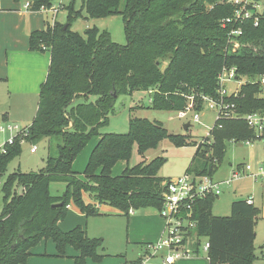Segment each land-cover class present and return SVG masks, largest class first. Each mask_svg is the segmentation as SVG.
Wrapping results in <instances>:
<instances>
[{"label":"trees","instance_id":"16d2710c","mask_svg":"<svg viewBox=\"0 0 264 264\" xmlns=\"http://www.w3.org/2000/svg\"><path fill=\"white\" fill-rule=\"evenodd\" d=\"M29 1L34 12L56 2ZM67 10L68 24L46 22L44 30L29 34L31 51L49 52L51 63L27 142L50 140L51 149L44 169L11 174L3 183L0 264H26L31 249L50 239L60 256L68 245L79 251L75 264H86L88 258L101 262L102 239L90 238L80 226L68 232L59 228L72 202L87 217L102 216L103 206L126 218L141 210H161L167 189V181L159 176L162 157L127 167L119 176L112 170L119 161H129L135 145L145 156L165 139L176 147L187 146V139L169 133L159 122L138 117L130 119L126 134H100L116 114L121 96L149 92L152 108L168 111L184 110L187 97L195 96L201 111V96L217 97L218 76L224 68H235L242 88L237 97L227 99L229 104H236L241 114L264 112V98L258 96L262 89L258 82L264 76V14L259 27L252 21L243 25L240 47L235 48L229 42L230 28L222 27V21L234 14L230 0H83L80 11L74 2ZM84 11L92 19L122 16L127 44L114 42L110 32L97 27L85 35L72 31L73 20ZM255 135L243 120L217 123L212 140L196 144L188 173L213 177L215 159L225 156L227 143ZM96 136L100 138L82 179L73 163ZM21 152L20 139L0 148V177ZM57 182L66 184L61 196L50 189ZM85 195L91 203H86ZM216 198L194 205V234L210 242L208 264H253L255 205L236 201L230 216L216 217L212 213Z\"/></svg>","mask_w":264,"mask_h":264},{"label":"rangeland","instance_id":"374dc122","mask_svg":"<svg viewBox=\"0 0 264 264\" xmlns=\"http://www.w3.org/2000/svg\"><path fill=\"white\" fill-rule=\"evenodd\" d=\"M8 1L9 0H2L1 5H7ZM25 1L26 0H21L20 2L23 3ZM56 1L58 2V0ZM71 2H74L76 11L82 9L83 0H63L65 9L61 10L58 14L57 23L62 25L68 24L69 10H67V8L70 6ZM33 17L35 22L40 26H44V29L46 28V23L44 21L51 25L53 24V15L51 14L38 12L33 14ZM3 23V19H0V46L13 40L14 37L13 30L4 31ZM93 27H97L101 31L110 32L114 42L120 45L127 44L124 19L122 16L92 19L84 11L80 18L73 20L71 29L76 33L85 35V32ZM28 31L30 30L27 29V32ZM8 53V49H0V75L1 73L4 74L0 76L2 77V79H0V125L15 123L18 125V129L22 130L31 127L35 119L40 100V87L47 77L50 65V53L25 50L22 52L13 51L10 52V59H8ZM241 88L242 85L240 84H232L229 86L230 91H237L239 93ZM258 96L264 98V90L261 89ZM151 98L152 96L149 92L142 91L121 96L116 103V114L110 116L108 124L102 127L99 133L126 134L129 131L131 118H146L161 123L171 134L185 136L187 139V146L176 147L168 139H165L156 149L151 148L145 156H140L138 153V146L135 145L129 161L121 160L113 168V176L121 175L127 167L132 168L143 162L148 164L152 160L162 157L164 162L159 168V176L166 181L177 179L188 172L197 150L196 144L198 145L203 141L212 140L213 136L211 135V137L209 135L217 123L216 112L205 108L199 113L188 112L186 118L181 119L179 118V111L157 110L152 108ZM195 115L200 116L201 119L199 123L194 121ZM5 116H7V118ZM187 124H190L191 127L185 129ZM16 133L17 130L7 131L5 133L0 132V147ZM99 138L100 136L92 138L73 163L74 171L77 172L82 179H85L84 173L89 158ZM263 140L264 137L255 135V139L250 140L252 143L249 145L244 142H228L225 156L222 159L216 157L217 170L211 175L217 181L231 179L236 167L242 164L250 165L252 167V173L257 172L259 163L264 161ZM49 142L51 141L42 140L37 144L24 142L22 144L21 154L16 156L8 164L3 177H0V214L4 205V193L2 188L7 177L15 173H34L44 169L46 166V159L51 149ZM33 146H36L38 149L36 153H31ZM87 152L89 154L84 164V158H82V156ZM50 189L52 195L61 196L64 194L66 184L62 182L53 183ZM222 192L223 193L214 199L212 203V213L216 217L230 216L233 202L246 200L249 196L254 197V205L257 211L254 217L256 236L253 246L257 259L254 260L253 264H264V178H258L257 181L254 179L235 181L231 186H222ZM109 209L108 207H104V214L99 217H87L84 215L85 223L82 227L87 230V234H89L88 236L90 238H100L103 240L105 250H100V253L104 255V260H123V264H132V262L138 258L139 247H137V243H129L128 234L131 232V220L135 222L141 220V217H144L143 214L159 215V213L155 210H141L131 213V217L126 218L117 214L115 215V212ZM133 214L136 215L134 219H132ZM88 218H90L89 233L87 227ZM66 219L63 222H69V216L68 219ZM140 226H142V224L137 223L135 225L136 229ZM76 227H78V225L68 231ZM207 242H209L207 237H198L194 235L189 238L183 250L196 253L198 260H205L208 262V253L203 249ZM54 243L52 239L40 242V244L52 245H54ZM40 244L34 247V249L32 248L33 250L31 249V254H35L34 251ZM69 249L75 251L71 247ZM111 254L117 255L112 256ZM58 255L59 253L56 251L53 259H68V256L65 257L63 255L65 258L63 256L59 258L57 257ZM167 255V251H160L156 255L149 257L143 264H160ZM68 260L71 259L69 258ZM184 260L185 259H181V261ZM89 261L91 264H101V262ZM89 261L86 259V264H88ZM179 261L180 260H177V262ZM203 264L206 263L203 261Z\"/></svg>","mask_w":264,"mask_h":264},{"label":"built area","instance_id":"2783aa9c","mask_svg":"<svg viewBox=\"0 0 264 264\" xmlns=\"http://www.w3.org/2000/svg\"><path fill=\"white\" fill-rule=\"evenodd\" d=\"M230 3L234 7V14L232 17L226 18L222 21V27L224 29L230 28L228 34L229 42H232L235 45V48H239L240 44L238 38L244 33L243 25L246 22L252 21L255 27L260 26L264 14V2H256L253 0H230ZM32 7L33 4L30 1L24 6L26 11L34 12ZM63 9H65L63 0H58V2L56 1L50 8L42 6L38 12L53 15L52 26H54L57 23L56 20L58 14ZM258 83L262 90H264V76L260 78ZM232 84L242 85V82L238 80L236 69L224 68L218 76V96L213 98L202 95L201 100L203 108L201 111L206 108L216 112L217 123L227 120H243L257 136L264 137V112L249 114H241L238 112L236 104H229L227 100L231 96L237 97L239 95V92L237 91H230L229 86ZM187 98V106L184 110L179 111V118L181 119L186 118L188 112H201L196 109V97L189 96ZM200 119V116L195 115V122L199 123ZM218 126L219 128L222 127V125ZM14 130H17V133L6 143L13 144L16 139H20L21 144L27 142L30 127L19 130L18 125L15 123L0 125V132L5 133ZM211 135L212 132L209 136ZM206 142L210 141L208 140ZM244 143L249 145L252 142L248 140ZM3 147L4 145L0 148ZM37 150V147L33 146L31 153H36ZM258 178H264V161L259 163L258 171L255 173H252V167L250 165L242 164L239 167L237 166L232 174V178L224 181H217L214 177L209 176H196L188 172L182 177L168 180L166 182L167 189L163 197V205L158 212L160 217L164 220L165 227L163 235L158 242L146 245V254L140 259V263H144L149 257L156 255L160 251H167L168 253L164 260V264H174L176 260L195 257L196 253H191L189 250H183L184 246L188 243L189 238L195 235L194 231L197 228V221L194 217V205L198 201L210 196L219 197L223 193L222 186L224 185L231 186L233 182L242 179H254L257 181ZM22 191H25V189L20 190L19 192L21 193ZM246 202L249 205H254V197L249 196L246 199ZM209 248L210 242H207L203 249L208 253Z\"/></svg>","mask_w":264,"mask_h":264},{"label":"crops","instance_id":"0c3cea01","mask_svg":"<svg viewBox=\"0 0 264 264\" xmlns=\"http://www.w3.org/2000/svg\"><path fill=\"white\" fill-rule=\"evenodd\" d=\"M1 1L2 0H0V19H3L4 21L3 23L4 31L13 30L15 38L13 37V40L0 46V49L2 50L8 49V52H9L8 59H10V52H13V51L22 52L24 50L31 51L30 45H29V34L33 31L44 30V26H40L37 22H35L33 14L37 12L25 10L24 6L29 0H26L23 3L21 2L16 3L13 0H9L7 5H1ZM9 18H10V21H9ZM44 22L46 23V21ZM27 29H29L30 31L27 32ZM50 63H51V55H50ZM3 75L4 74L1 73L0 76H3ZM47 75H48V72H47ZM0 79H2V77H0ZM5 117L7 118V116ZM88 154L89 153L87 152L86 154L82 156V158H84L83 160L84 164L87 161ZM84 200L88 204L92 202L88 195L84 196ZM254 203H255V199H254ZM103 208L104 206L101 208L102 211H103ZM109 210L114 211L115 215L118 213L117 211L111 208ZM143 215L144 217H141V220H137L135 222H132L131 220V223H130L131 232L130 234H128L129 243L131 242L137 243V247H139L138 258L134 260L132 264H136V263L143 264V263H140V259H142L144 255L146 254V251H145L146 245L159 241L164 231V222H163L164 220L159 215L157 214L156 215L143 214ZM68 216H69V222H63L66 218L68 219ZM132 216H133L132 219H134L136 215L133 214ZM66 218L59 223V228L64 232H68L69 229L77 225L82 227L85 223L84 214L81 213V211L74 205L73 202L70 204L69 212ZM89 219L90 218H88V224H87L88 233H89ZM137 223L142 224V226L138 228L139 230L136 229L135 227ZM70 247L73 248L76 252L69 249ZM56 251L58 250H57L55 243L54 245L40 244V246L34 251L35 254H31L26 264H72V262L73 264H75V258L77 256H80V252L77 251L71 245L67 246L66 254L64 255L65 257L68 256V259L70 258L71 260L53 259ZM111 255L114 256L117 254H111ZM57 257L60 258L62 256L58 255ZM72 258H73V261H72ZM182 259H185V260L181 261V259H179L180 261L177 262L176 260L175 263L177 262L176 264H203V261H204L206 264H208V262H206L205 260H198L197 256L192 257V258H182ZM89 260H92V259L88 258V261ZM164 260L165 259H163V261L160 264H164ZM123 263H124L123 260L117 261V260H108V259L104 260L103 259L101 261V264H123ZM88 264H91L90 261Z\"/></svg>","mask_w":264,"mask_h":264},{"label":"water","instance_id":"95a60500","mask_svg":"<svg viewBox=\"0 0 264 264\" xmlns=\"http://www.w3.org/2000/svg\"><path fill=\"white\" fill-rule=\"evenodd\" d=\"M65 28H67V26L65 27ZM190 127V124H187L186 126H185V129H188ZM61 205V204H60ZM58 205H55L54 207H57Z\"/></svg>","mask_w":264,"mask_h":264}]
</instances>
